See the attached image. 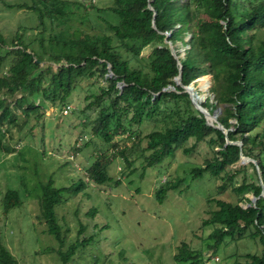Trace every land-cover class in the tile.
Returning a JSON list of instances; mask_svg holds the SVG:
<instances>
[{
  "label": "trees",
  "instance_id": "obj_1",
  "mask_svg": "<svg viewBox=\"0 0 264 264\" xmlns=\"http://www.w3.org/2000/svg\"><path fill=\"white\" fill-rule=\"evenodd\" d=\"M103 2H8L6 6L24 10L28 23L19 21L5 32L0 28V125L13 121L17 108L35 117L34 127L42 105L61 111L72 101L75 118L81 117L90 135L79 132L71 145L72 157L67 158L70 163L76 159L83 174L58 185L49 175L39 184L40 215L57 243L52 250L58 264H68L75 250L93 236H79L83 225L78 219L75 234L69 235L56 206L89 183L109 180L104 169L110 157L120 155L130 166L133 161L127 154L137 148L144 161L138 173L142 176L145 167L170 160L178 149L187 156L198 142L209 155L201 162L190 160L189 178L206 175L220 180L215 193L203 197L200 227H211L207 235L213 248L226 236L241 237L246 231L245 236L258 239L261 250L245 252L242 262L234 259L232 264H264V0ZM257 30L262 33L254 42ZM176 40L185 45L182 56ZM202 74L210 75L212 97L196 99L197 104L208 113L223 104L214 122L207 121L183 90L182 85ZM232 140H240V146ZM92 143L97 153L81 164L80 148ZM240 154L254 159L257 168L252 161L240 163ZM173 177L154 190L158 201L183 178ZM227 186L236 195L233 201L216 196ZM246 192L256 196L254 201ZM20 203L17 189H5L3 214ZM94 212V207L87 210L89 215ZM172 259L196 264L200 258L181 241ZM0 264H19L1 238Z\"/></svg>",
  "mask_w": 264,
  "mask_h": 264
},
{
  "label": "rangeland",
  "instance_id": "obj_2",
  "mask_svg": "<svg viewBox=\"0 0 264 264\" xmlns=\"http://www.w3.org/2000/svg\"><path fill=\"white\" fill-rule=\"evenodd\" d=\"M21 1L0 0V28L4 32L9 30L6 28H15L19 21L28 23L23 9L5 5ZM95 4L100 6L104 2L95 0ZM255 33L254 42L262 30ZM182 36L186 39L188 35ZM175 44L179 56H182L185 45L179 40ZM193 81L195 90L193 86L188 89L195 100L212 97L208 91L210 75L202 74ZM68 105L65 114L63 108L59 111L58 107L42 105V114L34 127L32 124L36 119L33 115L14 108V120L0 125V238L19 264H58L52 250L57 243L46 231L38 194L39 184L49 175L58 185L68 182L69 177L76 173L81 175L84 172L76 159L71 163L68 159L72 157L71 145L79 132L90 135L88 127L82 125L81 117L75 118L78 114L76 104L71 101ZM221 105L213 109L215 120ZM145 128L144 131L148 129ZM118 138L121 136L114 137ZM93 141L95 145L100 144L98 139ZM143 143L144 140L141 145ZM95 145L92 143L80 148L78 160L81 164H87L85 158L97 153ZM204 154L209 155V151L203 142L196 143L187 156L178 149L170 160H164L158 166L145 167L142 176L138 173L144 161L137 148L133 147L127 154L133 161L130 166H126L120 155L110 157L104 169L110 176L109 180L99 185L89 183L81 192L56 206L58 216L70 228L69 235L75 234L78 219L83 225L79 236H93L90 243L75 250L68 264H179L172 259V254L181 241L199 253L200 259L196 264H232L234 259L242 262L245 252H259L260 242L257 238L245 236L246 231L241 237H235V234L233 238L226 236L213 248V239L207 235L211 227H200V220L205 215L203 197L208 192L215 193V185L220 182L206 175L189 178L190 160L201 162ZM174 175L183 177L182 181L174 189H168L164 198L158 201L154 190L167 178L173 179ZM240 176L241 172L234 179L239 180ZM7 188L17 189L21 203L3 214L1 197ZM245 194L251 197L250 192ZM216 196L228 201L236 199L229 186ZM90 207L95 208L93 215L87 213Z\"/></svg>",
  "mask_w": 264,
  "mask_h": 264
},
{
  "label": "water",
  "instance_id": "obj_3",
  "mask_svg": "<svg viewBox=\"0 0 264 264\" xmlns=\"http://www.w3.org/2000/svg\"><path fill=\"white\" fill-rule=\"evenodd\" d=\"M167 34H168V33H167ZM169 47H171V46L169 45ZM174 57H175V55H174ZM179 69H180V68H179ZM197 77H198V76H197ZM197 77H196V78H197ZM196 78H194V79H196ZM182 86H183V90H185V91L188 93V96H189L190 101L193 103V105H194L198 110H200V111L203 113L204 117L206 118L207 116L211 115V116H214V120H215V112L212 111L211 113H208V111H207L205 108L200 107V106L197 104L196 100L194 99L193 95H192V94L190 93V91L188 90V88L191 86V82H189V83L186 84V85H182ZM215 126L218 127V128H221V125H220L218 122H216ZM223 132H225V129H223ZM230 142H232V143H236V144L239 145V146H240V143H241L240 140H232V141H230ZM239 160H240V163H244V162H247V161H252L253 164L255 165V168H257V167H256V161H255L254 159L248 157V156H244V155L240 154V155H239ZM261 186H262V184H261ZM262 193H263V189L261 188L260 194H262ZM255 198H256V196H251V200H252V201H254Z\"/></svg>",
  "mask_w": 264,
  "mask_h": 264
},
{
  "label": "built area",
  "instance_id": "obj_4",
  "mask_svg": "<svg viewBox=\"0 0 264 264\" xmlns=\"http://www.w3.org/2000/svg\"><path fill=\"white\" fill-rule=\"evenodd\" d=\"M68 108H69V105L66 104V105L63 107L62 111L65 113V112L68 110Z\"/></svg>",
  "mask_w": 264,
  "mask_h": 264
},
{
  "label": "bare ground",
  "instance_id": "obj_5",
  "mask_svg": "<svg viewBox=\"0 0 264 264\" xmlns=\"http://www.w3.org/2000/svg\"><path fill=\"white\" fill-rule=\"evenodd\" d=\"M191 86H193V85H191ZM191 86H190V87H191ZM190 87H189V88H190ZM188 90H189V89H188ZM207 117H208V118H212L213 116L209 115V116H207Z\"/></svg>",
  "mask_w": 264,
  "mask_h": 264
}]
</instances>
